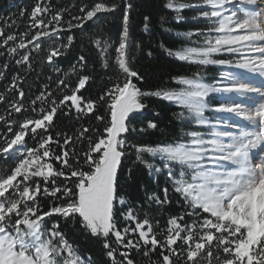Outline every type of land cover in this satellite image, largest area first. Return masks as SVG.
<instances>
[{
    "label": "snow or ice",
    "instance_id": "obj_1",
    "mask_svg": "<svg viewBox=\"0 0 264 264\" xmlns=\"http://www.w3.org/2000/svg\"><path fill=\"white\" fill-rule=\"evenodd\" d=\"M121 4L123 27L111 60L117 66V75L97 99L81 92L92 79L84 74L89 60L83 54L55 81V90L44 85L30 100V109L24 102L21 85L32 72L40 76L50 68L60 73L56 58L63 56L74 40L67 35V43L50 46L45 62L37 69L31 52L43 51L42 38H56L72 28H82L87 21L99 19L98 14L115 12L120 4L98 0L91 7L83 5L79 9L83 15L73 16V24L71 20L63 21L67 9L53 12L50 5L37 3L29 29L19 34V40L17 35L0 29V49H4L0 56H19L15 62L26 73L13 76L6 89L18 97L10 103L9 115L31 110L40 116L24 119L19 130L11 127L16 120L0 116L12 133L10 139L0 137L4 139L0 155L18 161L10 174H0V264H95L91 256L84 258L68 241L60 219L73 228L79 224L99 240L108 264H136L133 250L146 258L147 264H200L202 260L207 264H213V260L217 264H264V82L257 86L238 73L225 72L220 81L207 85L197 71L191 77L172 78L183 86L179 90L141 89L134 79L143 81V77L131 66L133 47L140 49L139 42L131 36L134 6L130 0H121ZM164 6L176 13L177 22L187 19L181 14L183 10L191 9L196 12L193 20L203 19L209 24L206 29L177 33L194 46L173 50L161 43L168 56L197 66L227 65L264 78V0H167ZM45 14L50 18L46 19ZM143 19L147 32L150 17L145 15ZM161 21L165 22V17ZM29 35L31 38L25 42ZM92 43L102 67L110 69L112 41L94 38ZM220 53L238 58H213ZM0 67V79H4L9 64L5 61ZM70 73L77 77L74 86L70 85ZM212 93H231L239 98H226L227 102L211 109L222 114L214 124L205 116L207 98ZM151 97L185 109L188 115L180 112L177 120L194 121L211 131L184 132L180 139L166 144L132 142L131 133L143 134L158 128L152 120L147 121L146 128H137L133 123V114L142 113L147 108L145 100ZM0 101L7 102L6 96L0 94ZM101 108L107 115L100 112ZM73 109L77 121L94 118L99 124H81L72 135L64 134L61 139V133H57L53 137L50 129L54 116H69ZM99 125H103L102 131ZM29 131L32 139L40 137L36 147L25 141ZM53 143L59 152L51 148ZM130 154L135 156L134 163L143 164L150 175L166 172L172 191L181 198L184 212L169 216L163 240L158 238L161 233L155 231L149 213L140 219L136 207L121 195V170ZM156 157L163 162L162 167L154 163ZM52 160L58 162V168ZM131 171L129 168V176ZM162 192L163 197L157 192L146 193L145 203L159 207L169 204L168 187ZM45 199H50L47 210L42 209ZM118 211L125 222L123 228L119 227ZM53 216L59 219L48 227ZM186 217L192 218L190 222H185Z\"/></svg>",
    "mask_w": 264,
    "mask_h": 264
},
{
    "label": "trees",
    "instance_id": "obj_2",
    "mask_svg": "<svg viewBox=\"0 0 264 264\" xmlns=\"http://www.w3.org/2000/svg\"><path fill=\"white\" fill-rule=\"evenodd\" d=\"M96 2H98V0H0V29H3L5 34L13 33L17 35L19 40V34L27 32L29 29L31 23L30 17L37 3H40L42 6L50 5L53 12L67 9L68 11L63 14V21L66 22L71 20L72 23L75 24L76 21L72 20V17L83 15L79 11L80 7L83 5L91 7ZM105 2L117 3L120 4L121 7L113 13L98 14L99 19L93 18V20L87 21L84 27L72 28L60 37H44L41 40L43 51L40 53L31 52L34 67L39 69L40 65L45 62L44 57L47 51L50 50V46L54 47L59 46L61 43H67V35H72L74 37L72 45L65 54L56 58L58 61L56 66L61 69L60 73H56L50 68H45L43 74L40 76H38L36 72L27 74L26 83L21 85L25 91L24 102L26 105H29L30 100L34 99L35 96L39 94L44 85H48L49 89L55 90V81L62 78L63 74L68 72L72 65L77 64V58L81 54L85 55L89 60V68L84 74L92 77L85 88L81 89L85 97L97 99L103 91L111 87L112 83L115 82L117 66L112 63L111 60L114 59V48L118 46L119 35L123 27V6L121 0H105ZM130 2L134 6L131 11V36L134 42H139L140 44L139 50L136 49L135 46L133 47L131 62L132 68L143 77V81L134 79V83H136L138 87L145 90H154L157 88L179 90L181 87L172 80L173 77H191L192 74L197 71L200 72L202 77H209L211 79L219 75V70L216 68L210 66L200 67L187 62H181L174 57L168 56L164 49L161 48V43L173 50L184 46H190V42L184 37L178 36L177 33L193 29H204L200 25V20L192 19V17L196 15V12L191 9L183 10L181 14L187 19L177 22L174 18L176 13L168 10L164 6L167 0H130ZM21 10H23V15H21ZM145 15L150 17L149 29L147 32L143 29V18ZM162 16L165 17V22L161 21ZM45 18L48 19L50 17L45 14ZM13 20H15V24L12 23ZM9 25H11V27H9ZM64 27H67L66 23ZM34 31L35 30H33V33ZM30 38L31 36L29 35L25 42ZM94 38H108L112 41L113 48L111 49L110 69L102 67L99 52L92 43ZM31 48L32 45L29 44L28 49L31 50ZM0 51H4V49H0ZM20 51L23 52L24 50ZM148 52L152 53L151 56L148 55ZM19 58V56L11 58L8 57L7 54H5V56H0V66H2L5 61L9 64L6 77L0 79V94L5 95L7 98V102L0 101V116H5L6 120H16L17 124L11 125L14 130H19V123L23 122L26 118H40L38 111L32 112L31 110L21 113L11 112V115H9L10 103L18 97L15 92L6 91V89L11 83L13 76L17 74L21 76L26 75L24 69L15 62V60ZM0 70H3L2 67H0ZM49 76L52 77V80L48 79ZM122 80L123 77H121V81ZM77 82V77L70 73V85L74 86ZM145 102L147 103V108L140 114H133L136 116L133 123L137 128L141 126L146 128L147 121L152 120L158 124V128L155 130H148L143 134L131 133L130 139L132 142L151 145L166 144L180 139L184 132H201L194 121L188 122L176 119V114L180 112H184L185 116L188 115L187 111L180 106L155 97L147 98ZM209 104L213 105L211 102H209ZM30 107L29 105V109ZM212 107H215V104ZM37 108H39V102ZM100 112L107 115L104 108H101ZM156 113H159V115H156ZM81 124L90 127L98 125L99 122L94 118H84L77 121L75 119V110L73 109L69 116H65L62 113H57L56 116H54V124L50 129V134L56 137L57 133H61L62 139L64 134H74ZM99 126L102 131L103 125ZM8 127L9 125L5 121H0V137H7L8 139L12 137V133L8 132ZM37 131L43 132L42 129H38ZM44 135H47V133ZM31 136L32 134L29 131L25 141L28 146L36 147L40 137L37 136L34 140ZM183 139L186 141L188 138L183 137ZM3 146L4 139H0V147ZM86 146L85 142V149ZM77 147L79 150V146ZM51 148L55 152H59V148H57L56 144H51ZM42 151L43 150H41V153ZM134 161V154H130L123 163L121 170V195L126 196L130 203L136 207L140 219L144 218L145 212L149 213L155 231L161 233L158 238L163 240V230L167 228L169 216L183 214L184 206H182L179 195L172 191V184L164 172L150 175L149 170L145 168L143 164L134 163ZM17 162V160L12 158L5 159L0 155V174H10L11 168L15 167ZM50 162L54 167H59L58 162L54 160ZM154 163L157 167H162V161L159 157L154 158ZM129 168L132 169L130 176L128 173ZM59 182L60 181H58V183ZM164 187H168L169 189V204L159 207L155 204L149 206L145 203L146 193L157 192L163 197L162 189ZM49 207L50 199L42 200V209L47 210ZM117 208L119 209V205H117ZM57 219L59 218L53 216L48 224L50 225ZM191 219V217H186L185 222H190ZM117 220L119 221V227L123 228L125 222L122 217H120L119 211L117 212ZM156 221H159V227H156ZM59 222L61 230L65 233L68 241L78 248L79 253L84 258L91 256L95 264H108L102 244L99 240L92 237L90 233L83 231L79 224L73 228L70 225H66L62 219H60ZM133 255L136 258V264H147V259L143 258L141 254L136 253L135 250H133ZM152 258L155 259L156 256L153 255ZM200 264H207V262L206 260H202ZM213 264H217V262L213 260Z\"/></svg>",
    "mask_w": 264,
    "mask_h": 264
},
{
    "label": "rangeland",
    "instance_id": "obj_3",
    "mask_svg": "<svg viewBox=\"0 0 264 264\" xmlns=\"http://www.w3.org/2000/svg\"><path fill=\"white\" fill-rule=\"evenodd\" d=\"M226 7H231V5H228ZM170 10V9H168ZM172 11V10H170ZM200 20V25L202 28L206 29L209 27V24L207 21L203 20V19H199ZM194 40L195 39H198L196 37L193 38ZM190 46H194L191 44L190 42ZM213 58L215 59H230V60H234V59H237L238 57L237 56H234L232 54H228V53H220V54H216ZM207 66H210V67H213V68H216L219 70V75L216 77V78H209V77H202V82L207 84V85H213L216 81H220L222 79V76H223V73L225 72H233V73H238L240 74L242 77H246L249 79V81L251 80V78L255 75L253 74H249L247 72H245L244 70H241V69H236V68H233V67H229L227 65H207ZM207 66H200V67H207ZM257 76V81L253 84L259 86L262 82H264V78L262 77H259L258 75ZM180 87H183L182 85H180ZM233 98V99H239L238 97L235 96V94H231V93H212L210 94V97L207 98V104H208V110L205 111V116L209 119V121H211L213 124L215 123L216 121V117L219 116V115H222V114H219V113H215L213 112L211 109H214L215 107H217L220 103H225L227 102L226 98ZM210 100V101H209ZM209 102H211V104H215V107H212L213 105H210ZM238 122H243V121H240V118H236ZM200 130L201 132H204V133H208L211 131L210 128L208 127H204V126H198L196 125ZM32 126H30L31 128ZM205 138H211L210 136H206ZM25 140H26V137H25ZM42 154V153H41ZM163 164V162H162ZM164 174L166 175L167 177V174L166 172H164ZM168 178V177H167ZM46 220H48V218H46ZM49 223V222H48ZM48 227H51V224H47Z\"/></svg>",
    "mask_w": 264,
    "mask_h": 264
},
{
    "label": "bare ground",
    "instance_id": "obj_4",
    "mask_svg": "<svg viewBox=\"0 0 264 264\" xmlns=\"http://www.w3.org/2000/svg\"><path fill=\"white\" fill-rule=\"evenodd\" d=\"M257 76L255 75V76H253L252 78H251V80H250V82L251 83H255L256 81H257Z\"/></svg>",
    "mask_w": 264,
    "mask_h": 264
}]
</instances>
